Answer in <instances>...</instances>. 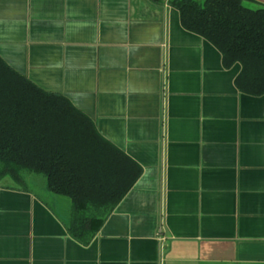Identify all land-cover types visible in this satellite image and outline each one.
I'll use <instances>...</instances> for the list:
<instances>
[{"label":"crops","instance_id":"obj_1","mask_svg":"<svg viewBox=\"0 0 264 264\" xmlns=\"http://www.w3.org/2000/svg\"><path fill=\"white\" fill-rule=\"evenodd\" d=\"M171 1L0 0V56L142 169L87 244L69 196L0 179V264H264V93Z\"/></svg>","mask_w":264,"mask_h":264},{"label":"trees","instance_id":"obj_2","mask_svg":"<svg viewBox=\"0 0 264 264\" xmlns=\"http://www.w3.org/2000/svg\"><path fill=\"white\" fill-rule=\"evenodd\" d=\"M171 2L183 26L219 48L227 66L241 65V90L264 93V4ZM141 172L67 97L42 89L0 56V179L29 190L28 176L42 174L48 190L71 198L68 231L87 244Z\"/></svg>","mask_w":264,"mask_h":264},{"label":"rangeland","instance_id":"obj_3","mask_svg":"<svg viewBox=\"0 0 264 264\" xmlns=\"http://www.w3.org/2000/svg\"><path fill=\"white\" fill-rule=\"evenodd\" d=\"M38 175H40V177H38ZM28 177H29L28 178L29 186L33 188H38L39 187L38 179H42V174H37V176L29 175Z\"/></svg>","mask_w":264,"mask_h":264}]
</instances>
